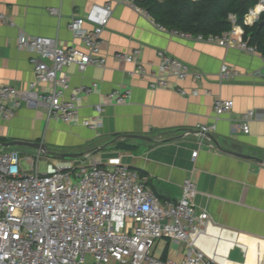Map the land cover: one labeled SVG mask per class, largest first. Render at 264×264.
Returning <instances> with one entry per match:
<instances>
[{
    "label": "crops",
    "instance_id": "obj_1",
    "mask_svg": "<svg viewBox=\"0 0 264 264\" xmlns=\"http://www.w3.org/2000/svg\"><path fill=\"white\" fill-rule=\"evenodd\" d=\"M107 1L0 0V12L16 24H0V81L18 89L36 82L31 54L16 46L21 33L49 36L64 47L81 46L68 28L70 18L84 16L94 4ZM51 7L59 9L60 15L50 14ZM85 26L93 27L89 22ZM101 49L107 60L105 66H90L83 72L76 65L67 68L71 88L99 83L80 105L83 118L94 116L97 104L104 106L99 130L49 119L44 105L24 103L12 119H0V138L41 139L54 151H94L98 159L122 154L125 163L147 177L148 185L161 199H178L184 179L191 177L198 189L194 204L211 218L209 229L196 237L199 248L219 264H264V164L220 150L264 159V124L254 120L248 134L236 125V119L247 110L264 114V79L254 75L258 70L264 73L263 60L238 48L183 38L159 28L151 16L117 2L102 33ZM135 49L141 50L138 60L149 68L157 67L158 51L164 50L186 62L193 73L204 76L197 80L192 74L183 82L171 78L172 88L152 89L148 79L130 74L135 64L115 58L116 53ZM225 63L239 75L221 83L218 76ZM48 85L37 82L36 90ZM178 86L189 90L198 87L202 93L184 96ZM127 88L132 93L126 103L107 102L108 93ZM69 95L70 90L66 97ZM216 98L234 101L232 112L218 120L216 132L202 137L183 136L186 129L214 121ZM194 151H198L195 158ZM238 250L242 259L234 258ZM153 253L181 259L186 254V243L163 238Z\"/></svg>",
    "mask_w": 264,
    "mask_h": 264
},
{
    "label": "built area",
    "instance_id": "obj_2",
    "mask_svg": "<svg viewBox=\"0 0 264 264\" xmlns=\"http://www.w3.org/2000/svg\"><path fill=\"white\" fill-rule=\"evenodd\" d=\"M114 2L150 16L137 0H108L102 5L94 4L84 16L70 18L68 28L81 46L64 47L49 36L25 33L18 36L17 48L31 54L36 82L18 89L0 81V119H12L16 111L28 103L44 105L49 119L99 130L104 111L102 104L95 106L94 116H80L82 99L95 92L99 83L71 88L67 68L76 65L83 72L90 66L106 65L101 49L102 33L112 15ZM48 11L60 15L55 7ZM263 15L264 0H258L244 15V23L252 26L260 22ZM229 19L232 28L221 34L171 32L183 38L238 48L259 56L264 62V53L245 37L243 27L236 24V16L230 14ZM87 22L93 27L86 28ZM0 24L16 25L3 12H0ZM140 54L141 50L135 49L116 53L115 58L135 64L130 74L148 79L152 89L172 88L171 78L183 82L192 74L197 80L204 76L200 72L193 73L186 62L164 50L158 51L156 68H149L138 60ZM238 75L236 69L225 63L218 77L223 83ZM254 75L264 79L260 70ZM37 82L49 85L38 91ZM69 90L70 95L66 97ZM177 90L184 96L202 93L198 87L189 90L178 86ZM131 93L128 88L113 90L106 95V100L110 104H123ZM204 93L211 95L210 90ZM233 108V100L216 98L214 121L186 129L183 136L202 137L216 132L218 120ZM254 120L264 124V114L250 109L236 119V125L239 131L248 134ZM3 149L0 146V264H219L195 241L209 229L211 218L194 204L198 189L191 177L184 179L178 199H161L148 185L147 177L125 163L122 154L98 159L89 151L75 160L48 156L43 171L39 166L43 156L40 152L25 157L30 166L27 169L22 165L21 152ZM197 154L198 151H194L192 157ZM163 238L186 243L185 256L181 259L155 256L153 249Z\"/></svg>",
    "mask_w": 264,
    "mask_h": 264
},
{
    "label": "trees",
    "instance_id": "obj_3",
    "mask_svg": "<svg viewBox=\"0 0 264 264\" xmlns=\"http://www.w3.org/2000/svg\"><path fill=\"white\" fill-rule=\"evenodd\" d=\"M258 0H137L152 19L167 30L192 34H221L233 26L230 14L236 16V24L243 27L245 37L264 53V15L252 26L244 23V15ZM263 22V23H262ZM6 142L0 138V144ZM120 147H129L120 144Z\"/></svg>",
    "mask_w": 264,
    "mask_h": 264
},
{
    "label": "water",
    "instance_id": "obj_4",
    "mask_svg": "<svg viewBox=\"0 0 264 264\" xmlns=\"http://www.w3.org/2000/svg\"><path fill=\"white\" fill-rule=\"evenodd\" d=\"M134 137L141 138V139H146L145 136H140V135H136ZM0 146H2V149L3 148H8V147H15V146L27 147V148L34 149L37 152H40L43 156L56 157L57 159H62V158L78 159V158L83 157L84 154H85V153H82V152H59V151H54V150L50 149L49 145L44 143L41 139H37V140L13 139V140H9V141H6L4 143H1ZM220 150H222L224 152H227L229 154H233V155H236V156H239V157H243V158H255L261 164H264V159H261V158H256V157H252V156H249V155L240 154V153H236V152L229 151V150H224L222 148Z\"/></svg>",
    "mask_w": 264,
    "mask_h": 264
},
{
    "label": "rangeland",
    "instance_id": "obj_5",
    "mask_svg": "<svg viewBox=\"0 0 264 264\" xmlns=\"http://www.w3.org/2000/svg\"><path fill=\"white\" fill-rule=\"evenodd\" d=\"M12 149H15V150H18L19 152H21V154L23 156L22 165L25 168L29 169L30 166L27 164L25 157L27 155L36 156L37 155L36 151L34 149L22 147V146L4 148L3 151L12 150ZM52 158L57 159L56 157H52ZM62 159H64V160H75V159H70V158H62ZM47 161H48V156H42L40 158L39 166H40L41 170H43V171L45 170ZM233 255H234V258L242 259V253L239 250L236 251Z\"/></svg>",
    "mask_w": 264,
    "mask_h": 264
}]
</instances>
